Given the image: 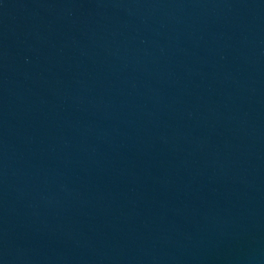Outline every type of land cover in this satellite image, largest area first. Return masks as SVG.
I'll use <instances>...</instances> for the list:
<instances>
[{
    "label": "water",
    "instance_id": "obj_1",
    "mask_svg": "<svg viewBox=\"0 0 264 264\" xmlns=\"http://www.w3.org/2000/svg\"><path fill=\"white\" fill-rule=\"evenodd\" d=\"M0 264H264V0H0Z\"/></svg>",
    "mask_w": 264,
    "mask_h": 264
}]
</instances>
